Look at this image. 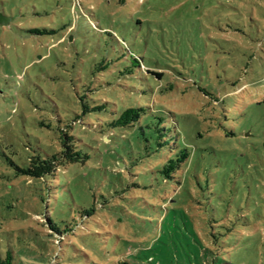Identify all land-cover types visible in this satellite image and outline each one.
Listing matches in <instances>:
<instances>
[{
    "label": "rangeland",
    "instance_id": "obj_1",
    "mask_svg": "<svg viewBox=\"0 0 264 264\" xmlns=\"http://www.w3.org/2000/svg\"><path fill=\"white\" fill-rule=\"evenodd\" d=\"M0 14V258L264 264V0H0ZM132 107L139 122L111 125ZM67 136L85 161L20 172ZM163 141L192 156L167 183Z\"/></svg>",
    "mask_w": 264,
    "mask_h": 264
},
{
    "label": "trees",
    "instance_id": "obj_2",
    "mask_svg": "<svg viewBox=\"0 0 264 264\" xmlns=\"http://www.w3.org/2000/svg\"><path fill=\"white\" fill-rule=\"evenodd\" d=\"M77 6L75 7L76 9L79 8ZM71 28L72 26L67 29V33H69ZM31 32L37 35H44V33L46 34L54 33L53 31L49 33V31L46 30L43 31L38 29L36 30L34 29ZM106 34L108 33L106 32ZM66 36L67 34L62 37V40L64 38L66 40ZM129 60L138 63L137 58L134 56H131V59ZM103 61H104V57H103ZM136 63H134L133 65L131 63H129L128 65L126 64L124 66V71L121 72V74L125 76H129L130 74H132L133 69L136 67ZM103 69H105V67ZM153 75L160 78L162 76V73L153 72ZM143 112H144V108L142 107L126 108L123 111V113L120 115V117L117 119V121H115L111 125L119 126V127L134 126L137 122L141 120ZM156 119L158 122L156 124L157 127L156 132L159 134L160 137H163L165 135L164 133L165 130L164 128L161 127L163 123V119L161 118H156ZM173 125L175 126V130H177L176 124ZM171 142L172 141H163L161 143V146H164L168 151H170L169 158L160 171V174L166 183L169 180H177L175 175L187 169L188 164L192 161L191 152L188 147H186L183 144L171 145ZM87 158H88L87 155L81 154L80 151L76 150V146L73 143V138L67 136L63 141V150L59 155L47 157V158H43L41 156L33 157L29 162V166L26 169L20 170V172L24 175L41 179L47 174L53 173L58 167L59 165L58 163L64 164L66 162H79L82 160L85 161ZM176 184L179 183L176 182ZM0 264H14V262L9 254L5 259L0 258Z\"/></svg>",
    "mask_w": 264,
    "mask_h": 264
},
{
    "label": "water",
    "instance_id": "obj_3",
    "mask_svg": "<svg viewBox=\"0 0 264 264\" xmlns=\"http://www.w3.org/2000/svg\"><path fill=\"white\" fill-rule=\"evenodd\" d=\"M7 24H8L7 19L0 14V25H7Z\"/></svg>",
    "mask_w": 264,
    "mask_h": 264
}]
</instances>
